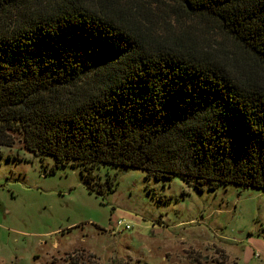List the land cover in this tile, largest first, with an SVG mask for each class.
<instances>
[{
    "label": "trees",
    "instance_id": "16d2710c",
    "mask_svg": "<svg viewBox=\"0 0 264 264\" xmlns=\"http://www.w3.org/2000/svg\"><path fill=\"white\" fill-rule=\"evenodd\" d=\"M17 140L87 178L264 190V0H0V147Z\"/></svg>",
    "mask_w": 264,
    "mask_h": 264
},
{
    "label": "rangeland",
    "instance_id": "374dc122",
    "mask_svg": "<svg viewBox=\"0 0 264 264\" xmlns=\"http://www.w3.org/2000/svg\"><path fill=\"white\" fill-rule=\"evenodd\" d=\"M0 154V264H264L263 189Z\"/></svg>",
    "mask_w": 264,
    "mask_h": 264
},
{
    "label": "built area",
    "instance_id": "2783aa9c",
    "mask_svg": "<svg viewBox=\"0 0 264 264\" xmlns=\"http://www.w3.org/2000/svg\"><path fill=\"white\" fill-rule=\"evenodd\" d=\"M117 226L119 228H123L125 230H129L130 229V226L128 224H124L123 222H118Z\"/></svg>",
    "mask_w": 264,
    "mask_h": 264
}]
</instances>
